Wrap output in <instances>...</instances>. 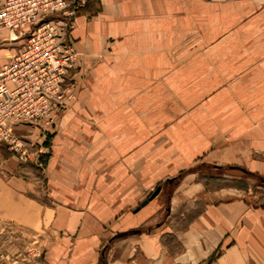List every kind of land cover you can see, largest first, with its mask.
<instances>
[{
    "label": "crops",
    "instance_id": "obj_1",
    "mask_svg": "<svg viewBox=\"0 0 264 264\" xmlns=\"http://www.w3.org/2000/svg\"><path fill=\"white\" fill-rule=\"evenodd\" d=\"M93 2L69 37L86 88L52 128L44 198L0 148V219L59 231L43 264H264V206L176 231L158 214L197 163L264 178V0ZM8 36L0 68L21 44Z\"/></svg>",
    "mask_w": 264,
    "mask_h": 264
},
{
    "label": "rangeland",
    "instance_id": "obj_2",
    "mask_svg": "<svg viewBox=\"0 0 264 264\" xmlns=\"http://www.w3.org/2000/svg\"><path fill=\"white\" fill-rule=\"evenodd\" d=\"M66 1L70 8L76 7L74 8V20L82 12V9L86 8V12H93L97 8L96 2L86 7L90 0ZM74 20L71 31L74 27ZM5 40L7 43L8 41H17L11 40L10 36ZM5 50L6 57L10 53L14 54L16 52H11L10 48ZM77 63L78 61H75L69 71L74 83H72V97L67 101L66 108H69L70 104L76 99L78 90L86 88L83 86L85 77L80 75ZM19 127L20 130L16 128L14 131L20 140V148L15 151L3 141H0V148L6 156L16 158L20 165L18 173L30 180L29 183L38 192L39 199L43 200L45 190L43 176L47 157L50 153L49 146L53 131L50 129L46 138L43 139L39 132L29 127V125L25 124ZM227 163L231 164L233 169H228L224 165L221 168H212L211 164L204 166L197 163L195 166L181 171L175 177L174 182L166 187L161 200L163 207H161L158 214H160L162 222L171 224L170 230L176 231L179 228L181 230L195 221L198 216L200 219L216 217L212 214L214 209L221 208L222 204L233 201L243 202L250 208L264 206V181L261 177L244 172L237 167L239 165L243 166V164L248 166L250 165L249 162L233 160ZM165 207H169L171 210L167 212ZM211 209L212 211H210ZM112 227L114 226L109 227L110 232H113ZM216 232L221 234L220 229ZM230 232L235 233V228L232 227ZM58 233L59 231L55 228H41L35 223L33 226L17 225L8 223L7 220L1 218L0 264H43V255L53 247L52 244L55 240H53V235ZM129 243V247L134 252L142 245L139 239H131ZM213 258L214 256H211L208 263Z\"/></svg>",
    "mask_w": 264,
    "mask_h": 264
},
{
    "label": "built area",
    "instance_id": "obj_3",
    "mask_svg": "<svg viewBox=\"0 0 264 264\" xmlns=\"http://www.w3.org/2000/svg\"><path fill=\"white\" fill-rule=\"evenodd\" d=\"M66 0H0V31L21 41L0 68V141L20 148L14 131L29 125L45 139L72 97L69 40L74 8Z\"/></svg>",
    "mask_w": 264,
    "mask_h": 264
},
{
    "label": "water",
    "instance_id": "obj_4",
    "mask_svg": "<svg viewBox=\"0 0 264 264\" xmlns=\"http://www.w3.org/2000/svg\"><path fill=\"white\" fill-rule=\"evenodd\" d=\"M243 171V170H242ZM263 181H264V178H261ZM172 180H169V182H171ZM159 191H160V187L158 186V187H156V189L151 193V195L147 198V199H145V200H143L140 204H139V206L135 209V211H137L139 208H141V207H143L144 205H146L147 203H148V201H150V200H152L158 193H159Z\"/></svg>",
    "mask_w": 264,
    "mask_h": 264
},
{
    "label": "trees",
    "instance_id": "obj_5",
    "mask_svg": "<svg viewBox=\"0 0 264 264\" xmlns=\"http://www.w3.org/2000/svg\"><path fill=\"white\" fill-rule=\"evenodd\" d=\"M245 172V171H244Z\"/></svg>",
    "mask_w": 264,
    "mask_h": 264
}]
</instances>
